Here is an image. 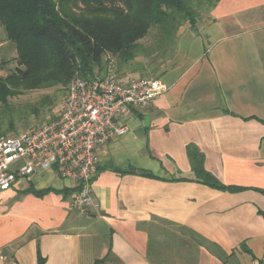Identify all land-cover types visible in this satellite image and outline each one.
Instances as JSON below:
<instances>
[{
  "label": "crops",
  "instance_id": "1",
  "mask_svg": "<svg viewBox=\"0 0 264 264\" xmlns=\"http://www.w3.org/2000/svg\"><path fill=\"white\" fill-rule=\"evenodd\" d=\"M177 37L169 90L100 149L92 204L25 192L69 188L52 170L0 192V264H264V0H219ZM189 145L246 189L195 180Z\"/></svg>",
  "mask_w": 264,
  "mask_h": 264
},
{
  "label": "trees",
  "instance_id": "2",
  "mask_svg": "<svg viewBox=\"0 0 264 264\" xmlns=\"http://www.w3.org/2000/svg\"><path fill=\"white\" fill-rule=\"evenodd\" d=\"M218 1L212 0L209 9ZM203 5L204 0H0V22L16 45L19 64L0 79V104L6 103L16 88L67 87L76 76H105L108 69H102L107 54L124 63L140 53L151 57L163 51L168 55L180 26L195 24ZM152 29L155 40L146 49L140 41ZM187 151L195 180L220 190L246 189L219 181L205 168L204 155L195 145H189ZM100 170L97 168V174ZM120 171L153 176L133 167ZM69 188L37 190L30 186L25 192L67 195L74 191ZM257 190L264 194V189ZM261 214L264 216L263 211ZM44 261L39 251L38 264ZM102 262L96 260L95 264Z\"/></svg>",
  "mask_w": 264,
  "mask_h": 264
},
{
  "label": "built area",
  "instance_id": "3",
  "mask_svg": "<svg viewBox=\"0 0 264 264\" xmlns=\"http://www.w3.org/2000/svg\"><path fill=\"white\" fill-rule=\"evenodd\" d=\"M168 90L157 77L124 80L113 71L72 78L55 117L17 134L0 135V192L52 170L74 188L73 205L85 210L93 203L100 149L126 135L130 117Z\"/></svg>",
  "mask_w": 264,
  "mask_h": 264
},
{
  "label": "rangeland",
  "instance_id": "4",
  "mask_svg": "<svg viewBox=\"0 0 264 264\" xmlns=\"http://www.w3.org/2000/svg\"><path fill=\"white\" fill-rule=\"evenodd\" d=\"M204 0L200 9V17L207 14L210 2ZM155 30L140 41L147 49L153 44ZM176 34V42H177ZM171 47L165 55L159 51L151 57L140 53L129 62H122L118 56L107 54L104 57V68L113 71L118 77L127 80L132 77H157V73L167 66L177 49V44ZM18 53L16 45L7 38L4 26L0 22V79L6 77L18 67ZM66 86L25 89L16 88L13 94L7 97L6 103L0 104V135H13L34 125L47 122L55 117L61 109Z\"/></svg>",
  "mask_w": 264,
  "mask_h": 264
},
{
  "label": "water",
  "instance_id": "5",
  "mask_svg": "<svg viewBox=\"0 0 264 264\" xmlns=\"http://www.w3.org/2000/svg\"><path fill=\"white\" fill-rule=\"evenodd\" d=\"M148 120H149V118L147 117V118H146V121H145L146 124H147Z\"/></svg>",
  "mask_w": 264,
  "mask_h": 264
}]
</instances>
